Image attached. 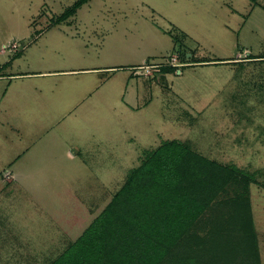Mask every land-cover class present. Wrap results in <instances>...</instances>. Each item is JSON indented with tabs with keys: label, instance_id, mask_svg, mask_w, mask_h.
<instances>
[{
	"label": "rangeland",
	"instance_id": "1",
	"mask_svg": "<svg viewBox=\"0 0 264 264\" xmlns=\"http://www.w3.org/2000/svg\"><path fill=\"white\" fill-rule=\"evenodd\" d=\"M73 1L0 0V73H26L0 111V264L57 255L168 140L253 178L264 264V57H248L264 0H86L60 18Z\"/></svg>",
	"mask_w": 264,
	"mask_h": 264
},
{
	"label": "trees",
	"instance_id": "2",
	"mask_svg": "<svg viewBox=\"0 0 264 264\" xmlns=\"http://www.w3.org/2000/svg\"><path fill=\"white\" fill-rule=\"evenodd\" d=\"M244 172L168 140L149 150L81 233L43 264H261L246 191L253 178Z\"/></svg>",
	"mask_w": 264,
	"mask_h": 264
},
{
	"label": "crops",
	"instance_id": "3",
	"mask_svg": "<svg viewBox=\"0 0 264 264\" xmlns=\"http://www.w3.org/2000/svg\"><path fill=\"white\" fill-rule=\"evenodd\" d=\"M6 45L5 44H2V47H5ZM224 59H227V58H224ZM230 59V58H228ZM0 70H1V67H0ZM26 73H8V74H4V73H0V80L3 81L2 83V86L3 84H6V86L1 89L0 88V111L2 109V100L4 99V97L7 95V93L9 92V90L13 87V85H20L19 82H14L13 78H21L25 75ZM6 81V82H5ZM1 87V86H0ZM20 91V88L18 89ZM12 91V90H11ZM9 98L15 100L17 102V97L14 95H10ZM0 121H1V118H0ZM17 129V128H16ZM19 132V130H16ZM23 152H19L17 153L18 154V157H20V155L22 154ZM71 155V154H70Z\"/></svg>",
	"mask_w": 264,
	"mask_h": 264
},
{
	"label": "built area",
	"instance_id": "4",
	"mask_svg": "<svg viewBox=\"0 0 264 264\" xmlns=\"http://www.w3.org/2000/svg\"><path fill=\"white\" fill-rule=\"evenodd\" d=\"M14 46H15V44H14ZM172 59H175V57H172ZM148 63V62H147ZM170 64H172L173 62H169ZM169 63H167V64H169ZM156 65H160L159 63L158 64H156ZM162 65H165V64H162ZM151 66H155L154 64H144V65H139L138 67H136V66H133L132 67V69H134L133 70V72L135 73V74H138L139 72H140V68H144V67H147V69H148V67H151Z\"/></svg>",
	"mask_w": 264,
	"mask_h": 264
}]
</instances>
